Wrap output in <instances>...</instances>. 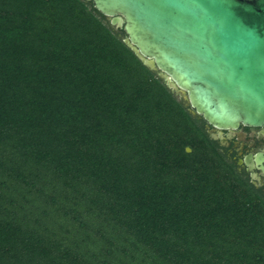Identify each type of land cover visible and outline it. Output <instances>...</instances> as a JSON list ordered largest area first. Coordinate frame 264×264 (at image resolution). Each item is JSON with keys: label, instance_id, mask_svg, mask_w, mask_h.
Instances as JSON below:
<instances>
[{"label": "trees", "instance_id": "trees-1", "mask_svg": "<svg viewBox=\"0 0 264 264\" xmlns=\"http://www.w3.org/2000/svg\"><path fill=\"white\" fill-rule=\"evenodd\" d=\"M120 35L0 0V264H264V198Z\"/></svg>", "mask_w": 264, "mask_h": 264}, {"label": "water", "instance_id": "water-1", "mask_svg": "<svg viewBox=\"0 0 264 264\" xmlns=\"http://www.w3.org/2000/svg\"><path fill=\"white\" fill-rule=\"evenodd\" d=\"M85 1L209 126L264 128V0Z\"/></svg>", "mask_w": 264, "mask_h": 264}, {"label": "flooded vegetation", "instance_id": "flooded-vegetation-1", "mask_svg": "<svg viewBox=\"0 0 264 264\" xmlns=\"http://www.w3.org/2000/svg\"><path fill=\"white\" fill-rule=\"evenodd\" d=\"M202 125L224 162L264 198V128L240 125L235 129L219 130L206 122Z\"/></svg>", "mask_w": 264, "mask_h": 264}, {"label": "rangeland", "instance_id": "rangeland-1", "mask_svg": "<svg viewBox=\"0 0 264 264\" xmlns=\"http://www.w3.org/2000/svg\"><path fill=\"white\" fill-rule=\"evenodd\" d=\"M174 92V91H173ZM175 94H176V96H177V98L178 99H180V100H182L184 103H185V105L187 106V103L182 99V97H181V95H179L178 93H176V92H174ZM191 150V149H190ZM188 152V151H187ZM191 151H189L188 153H190Z\"/></svg>", "mask_w": 264, "mask_h": 264}]
</instances>
